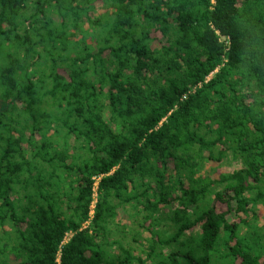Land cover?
Wrapping results in <instances>:
<instances>
[{"label": "trees", "instance_id": "16d2710c", "mask_svg": "<svg viewBox=\"0 0 264 264\" xmlns=\"http://www.w3.org/2000/svg\"><path fill=\"white\" fill-rule=\"evenodd\" d=\"M1 104L0 264H264V0H0Z\"/></svg>", "mask_w": 264, "mask_h": 264}, {"label": "rangeland", "instance_id": "374dc122", "mask_svg": "<svg viewBox=\"0 0 264 264\" xmlns=\"http://www.w3.org/2000/svg\"><path fill=\"white\" fill-rule=\"evenodd\" d=\"M84 29H87V26L86 25L84 26ZM2 107L3 106L1 104L0 105V109H2ZM233 166H234V164L232 163V160H228L225 164H223V168H221L220 172L221 173H231L235 169ZM238 168L236 167V169H238ZM239 217L242 218L241 215H239ZM227 220H228V222H233L236 219H233L231 216L230 217L228 216L227 217Z\"/></svg>", "mask_w": 264, "mask_h": 264}, {"label": "built area", "instance_id": "2783aa9c", "mask_svg": "<svg viewBox=\"0 0 264 264\" xmlns=\"http://www.w3.org/2000/svg\"><path fill=\"white\" fill-rule=\"evenodd\" d=\"M224 40H225V39H221L222 42H224ZM226 44H227V43H226ZM95 181H96V183H95V185H94V190H93V197H94V198L96 197V188H97V181H98V180H95Z\"/></svg>", "mask_w": 264, "mask_h": 264}]
</instances>
